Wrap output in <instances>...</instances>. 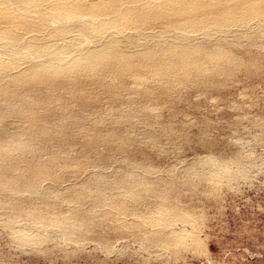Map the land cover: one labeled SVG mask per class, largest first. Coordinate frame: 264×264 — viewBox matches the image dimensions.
I'll use <instances>...</instances> for the list:
<instances>
[{"label":"bare ground","instance_id":"obj_1","mask_svg":"<svg viewBox=\"0 0 264 264\" xmlns=\"http://www.w3.org/2000/svg\"><path fill=\"white\" fill-rule=\"evenodd\" d=\"M253 37L264 40V0H0V208L32 207L35 224L57 202L73 203L72 213L45 222L76 235L108 215L188 224L180 201L197 183L214 188L209 160L189 163L183 175L169 168L158 176L144 162L136 176L130 168L138 163L127 160L109 175L89 166L178 137L171 124L155 125L159 108L254 76L263 56L236 52L241 38ZM136 122L146 125L143 136ZM75 144L77 154L90 153L77 163L87 175L77 185L55 174ZM179 238L149 236L159 245Z\"/></svg>","mask_w":264,"mask_h":264},{"label":"rangeland","instance_id":"obj_2","mask_svg":"<svg viewBox=\"0 0 264 264\" xmlns=\"http://www.w3.org/2000/svg\"><path fill=\"white\" fill-rule=\"evenodd\" d=\"M236 47L238 53L249 50L263 56L254 76L237 75L218 89L193 90L184 103L160 107L155 125L171 124L179 130L178 137L161 138L133 158L115 153L104 167L96 162L89 166L109 175L112 167L127 160L138 163L130 169L141 176L140 163L145 162L163 176L169 168L183 175L189 163L209 160L214 188L207 181L197 183L195 194L180 201L188 224L157 226L131 215L112 220L108 215L96 227L83 225V233L76 235L45 222L47 217L72 213L73 203L57 202L35 224L27 219L32 207L24 214L2 207L0 264H264V40L241 38ZM145 129L143 122H136L134 133L143 136ZM77 150L75 144L55 168L66 184L77 185L87 177L76 166L90 153ZM24 195L26 191L21 199ZM40 201L38 197L34 202ZM83 211L91 214L92 207L84 204ZM73 221L81 222L76 214ZM155 231L167 234L168 240L180 238L159 245L149 240ZM18 233L24 238L19 239Z\"/></svg>","mask_w":264,"mask_h":264}]
</instances>
